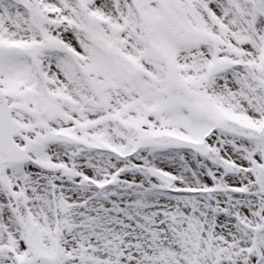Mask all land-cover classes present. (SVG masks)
I'll return each instance as SVG.
<instances>
[{
  "label": "snow or ice",
  "instance_id": "obj_1",
  "mask_svg": "<svg viewBox=\"0 0 264 264\" xmlns=\"http://www.w3.org/2000/svg\"><path fill=\"white\" fill-rule=\"evenodd\" d=\"M0 264H264V0H0Z\"/></svg>",
  "mask_w": 264,
  "mask_h": 264
}]
</instances>
